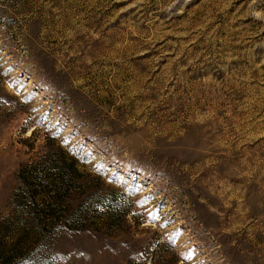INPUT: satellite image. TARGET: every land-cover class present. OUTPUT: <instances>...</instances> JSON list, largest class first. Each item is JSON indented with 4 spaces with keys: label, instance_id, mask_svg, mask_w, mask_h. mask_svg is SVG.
<instances>
[{
    "label": "rangeland",
    "instance_id": "374dc122",
    "mask_svg": "<svg viewBox=\"0 0 264 264\" xmlns=\"http://www.w3.org/2000/svg\"><path fill=\"white\" fill-rule=\"evenodd\" d=\"M0 264H264V0H0Z\"/></svg>",
    "mask_w": 264,
    "mask_h": 264
}]
</instances>
